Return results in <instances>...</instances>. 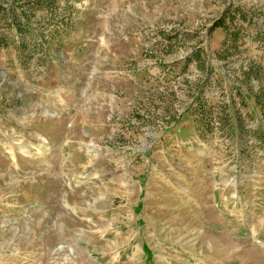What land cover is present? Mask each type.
Listing matches in <instances>:
<instances>
[{"label": "rangeland", "instance_id": "374dc122", "mask_svg": "<svg viewBox=\"0 0 264 264\" xmlns=\"http://www.w3.org/2000/svg\"><path fill=\"white\" fill-rule=\"evenodd\" d=\"M0 264H264V0H0Z\"/></svg>", "mask_w": 264, "mask_h": 264}, {"label": "trees", "instance_id": "16d2710c", "mask_svg": "<svg viewBox=\"0 0 264 264\" xmlns=\"http://www.w3.org/2000/svg\"><path fill=\"white\" fill-rule=\"evenodd\" d=\"M216 24H218V22Z\"/></svg>", "mask_w": 264, "mask_h": 264}, {"label": "crops", "instance_id": "0c3cea01", "mask_svg": "<svg viewBox=\"0 0 264 264\" xmlns=\"http://www.w3.org/2000/svg\"><path fill=\"white\" fill-rule=\"evenodd\" d=\"M72 125H73V124H72ZM72 125H71V126H72Z\"/></svg>", "mask_w": 264, "mask_h": 264}]
</instances>
